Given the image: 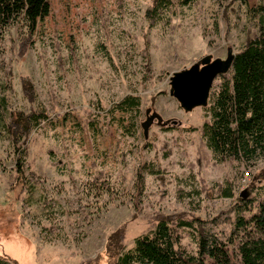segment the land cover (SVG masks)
<instances>
[{
  "label": "rangeland",
  "instance_id": "rangeland-1",
  "mask_svg": "<svg viewBox=\"0 0 264 264\" xmlns=\"http://www.w3.org/2000/svg\"><path fill=\"white\" fill-rule=\"evenodd\" d=\"M155 1L48 0L49 15L34 31L24 18L2 29L0 259L112 264V237L128 250L169 218L203 221L228 243L231 264H241L239 199L264 198V159H214L200 131L208 111L185 112L170 79L203 57L238 54L258 35L252 9L264 0H172L152 24ZM22 77L36 89L35 103ZM127 97L139 98L140 108L117 110ZM32 110L47 119L19 150L1 117ZM148 110L168 124L148 125ZM21 161L25 185L14 188ZM229 187L233 198L223 197ZM194 233L184 232L182 245L196 253Z\"/></svg>",
  "mask_w": 264,
  "mask_h": 264
},
{
  "label": "trees",
  "instance_id": "trees-1",
  "mask_svg": "<svg viewBox=\"0 0 264 264\" xmlns=\"http://www.w3.org/2000/svg\"><path fill=\"white\" fill-rule=\"evenodd\" d=\"M182 6L196 0H176ZM172 0H156L147 11L152 24L158 23L170 8ZM48 0H0V46L2 29L24 18L30 31L37 22L48 16ZM257 20L258 35L249 40L237 54L232 71L220 76L219 88L211 92L206 110L209 120L201 127L213 157L222 162L245 160L257 163L264 159V7L252 9ZM24 95L30 103L36 102V89L28 77H22ZM139 98L127 97L115 107L120 111L138 110ZM2 127L14 147L19 150L30 135L46 119L44 111L32 110L11 112L3 115ZM18 176L13 187H24L25 165L18 163ZM100 184L98 190L108 191L109 186ZM243 193L235 220L234 233L239 241L238 252L241 264H264V198L247 199ZM223 197L233 198V187L223 190ZM196 238L197 252L182 245L192 231ZM228 241V240H227ZM117 235L111 238L112 264H231L228 243L222 237L207 230L203 221L161 218L148 233L135 240L134 246L126 250L119 246ZM229 242V241H228ZM0 264H12L0 259Z\"/></svg>",
  "mask_w": 264,
  "mask_h": 264
},
{
  "label": "water",
  "instance_id": "water-1",
  "mask_svg": "<svg viewBox=\"0 0 264 264\" xmlns=\"http://www.w3.org/2000/svg\"><path fill=\"white\" fill-rule=\"evenodd\" d=\"M236 56L237 54H233L231 51L226 60L206 56L191 67L176 72L170 79V95L179 102L185 112L206 108L215 81L220 76L227 75L232 71ZM150 114L151 111L148 110V125H152L155 121L161 127L168 124L159 114L155 113L152 116Z\"/></svg>",
  "mask_w": 264,
  "mask_h": 264
},
{
  "label": "built area",
  "instance_id": "built-area-1",
  "mask_svg": "<svg viewBox=\"0 0 264 264\" xmlns=\"http://www.w3.org/2000/svg\"><path fill=\"white\" fill-rule=\"evenodd\" d=\"M245 176L249 177L250 175H249V173H246ZM245 178H246V177H245Z\"/></svg>",
  "mask_w": 264,
  "mask_h": 264
}]
</instances>
